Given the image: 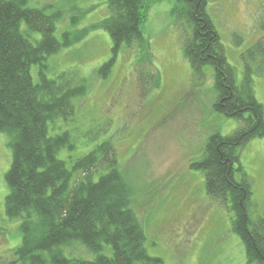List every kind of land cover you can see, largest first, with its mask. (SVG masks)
<instances>
[{"label":"rangeland","instance_id":"rangeland-1","mask_svg":"<svg viewBox=\"0 0 264 264\" xmlns=\"http://www.w3.org/2000/svg\"><path fill=\"white\" fill-rule=\"evenodd\" d=\"M108 1L28 0V7L55 17L60 43L67 33L74 38L86 31L80 42L47 57L44 69H31L36 84L41 70L59 84L86 83L87 94L75 100L74 115L50 123L51 136L68 133L74 146L63 148L59 159L71 169L100 143L113 145L151 257L164 264H248L244 242L233 230L231 204L210 198L205 174L192 168L202 160L210 137L230 136L242 122L215 110L213 68L202 73L191 68L184 55L190 29L173 15L174 0H146L142 32L148 48L117 53L107 31L90 29L109 16ZM207 9L237 82L252 74L264 108V0H208ZM22 28L37 46L42 35ZM110 62V72L101 76L99 70ZM9 143L0 132V264H27L18 253L23 220L9 218L6 211V175L13 162ZM240 165L244 173L237 171L235 178L250 183L255 222L264 217V138L242 149ZM62 251L70 259L97 257L80 242ZM102 254L112 257V248L104 245ZM44 256L52 264L48 253Z\"/></svg>","mask_w":264,"mask_h":264},{"label":"trees","instance_id":"trees-1","mask_svg":"<svg viewBox=\"0 0 264 264\" xmlns=\"http://www.w3.org/2000/svg\"><path fill=\"white\" fill-rule=\"evenodd\" d=\"M173 15L190 29L184 55L196 73L212 67L217 101L215 110L242 122L234 134L209 138L201 161L192 168L205 174L210 198L230 203L233 230L242 238L248 264H264V217L250 215L252 190L249 181L238 182L242 149L254 139L264 138V108L255 96L250 70L237 82L228 64L221 38L208 13V0H174ZM109 16L91 26L105 30L113 52L122 48H148L142 32L146 21V0H109ZM55 17L45 9L28 7V0H0V132L10 138L13 162L6 175L10 190L6 198L9 218H20L23 242L18 249L27 264H164L146 249V234L132 209L129 187L118 169L113 145L104 141L71 169L58 155L70 146L68 133L51 136L50 123L74 115L75 100L87 94L85 80L72 85L49 80L43 70L34 83L31 69L47 57L80 42L86 31L74 38L55 36ZM39 33L33 45L24 33ZM112 62L99 70L107 76ZM100 175L98 181L95 176ZM80 242L96 254L93 261L67 258L63 247ZM104 245L113 256L102 254Z\"/></svg>","mask_w":264,"mask_h":264}]
</instances>
